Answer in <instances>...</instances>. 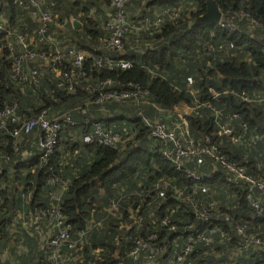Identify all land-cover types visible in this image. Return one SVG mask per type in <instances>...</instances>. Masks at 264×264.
<instances>
[{"label": "trees", "instance_id": "1", "mask_svg": "<svg viewBox=\"0 0 264 264\" xmlns=\"http://www.w3.org/2000/svg\"><path fill=\"white\" fill-rule=\"evenodd\" d=\"M110 1L41 2V9L53 19L47 35L56 40L54 45L37 42L36 35L32 33L36 28L34 20H30L24 9L13 5L11 0H2L8 6L9 11L6 12L11 16L8 20L11 21V29L16 33H26L38 54L63 53L71 46L87 53L88 57L78 70H74L79 78L58 79L49 67H44L39 69L40 75L35 78V83L33 80L22 82L13 78L10 72V54L3 48V36L0 35V113L5 109L12 110L11 117L0 120L3 123L0 127V243L22 240L25 246L30 247L26 262L36 260L38 263L37 256H42L38 264H52L48 252L41 250L35 237H30L24 229L16 237L14 233L10 234V229L15 230L22 217L44 212L49 202L53 204L48 193L58 190L55 185L62 181L66 187L61 203L56 205L62 216V227L68 226L72 238L81 243V247L77 245L67 254L77 259L71 264H116V258L123 264L143 261L139 258L132 262L126 256L132 247L129 241L120 242L122 247L116 245L118 233L122 237L135 234L133 229H121L120 224L128 222L130 211L137 209L140 222L143 220L147 225L145 234L153 231L155 236L152 253L156 261L166 264L172 250L170 242L175 238L184 240L187 235H178L181 230L176 234L168 232L156 223L150 230L151 223L145 217L147 212L153 210L158 217L177 203L168 191H160L162 199L146 193L159 178L170 180L178 188L185 186L188 194L194 187L197 193L194 198L198 203L214 202L217 212L210 222L220 226L223 233L231 238L233 230L230 231L229 226L233 222L240 225L253 223L264 238V217L251 221L248 216H243L250 213L244 201L243 185L231 187L223 178L220 164L213 159L222 155L241 165L245 175L264 179V106L241 103L236 95L245 91L250 96H264V0H211L222 17L230 15L227 11H242L248 19L259 24L256 28L246 18L235 19L234 32L219 30L215 25L205 27L194 23V19L205 12V0H130L126 11L130 16H139V21L143 18L151 21L155 9H179V14L172 22L165 18L158 31L151 28V34L149 31L125 34L120 51H109L101 46V40L106 36L102 23L113 15ZM70 18L79 21L81 27L73 29ZM61 24L63 28L58 29L57 25ZM98 58L114 62L126 60L132 66L127 70L99 69L93 65ZM40 64L39 59L27 62L23 71L37 68ZM62 67H66L67 72L72 69L64 56ZM105 81L111 85L103 84ZM58 82L71 83L73 92L67 93L64 87H57ZM129 85L147 92L141 98L146 102L141 109L134 105L125 107L124 104L110 102V99H106L109 102L95 103L97 98L110 91L132 90L128 89ZM252 92L255 93L251 95ZM88 102L91 104L85 105ZM154 107L167 111V116ZM71 110L74 111L69 116L75 125L64 130L71 131L72 135L60 134L47 165L39 163L37 151L31 144L32 135L23 137L14 145L17 151L12 150L13 140L8 133L21 122L40 113L53 118ZM137 112L149 121L159 120L166 126L170 124V128L175 123L179 126L177 131L182 128V118L187 135L195 144H204L207 139L211 154L202 155L200 164L187 163L186 168L200 178L208 177L193 182L175 171L171 162L158 152L159 146L147 138L148 129L135 121ZM234 115L239 119L234 120ZM94 122H99L104 130L128 126L134 132V138L121 150L96 141L85 144L80 136L89 132V124ZM242 124L245 129L241 128ZM225 130H229L228 135ZM235 135H242L240 144L231 141ZM24 143L32 146L28 149ZM24 149L30 153L29 156L22 157ZM2 155H6L8 160L4 161ZM64 155L68 162L65 165ZM49 179L57 181L48 184ZM205 188L213 194H207ZM134 192L139 195H132ZM155 201L158 204L155 205ZM111 206L112 211H108ZM185 208L188 209V205ZM238 210L242 211L240 218L235 215ZM16 215L22 217L16 219L14 228L12 218ZM189 220H193L191 215ZM182 221L187 219L177 222L178 226ZM211 241L206 249L202 243H196L198 252L192 253L188 264H212L214 255L219 254L223 246L216 242L217 235ZM225 257L223 255L221 259L227 261ZM233 264H264V256H254L248 261L238 258Z\"/></svg>", "mask_w": 264, "mask_h": 264}, {"label": "built area", "instance_id": "2", "mask_svg": "<svg viewBox=\"0 0 264 264\" xmlns=\"http://www.w3.org/2000/svg\"><path fill=\"white\" fill-rule=\"evenodd\" d=\"M43 1L45 0H11L13 5L24 9L30 20H34L33 22H35L36 28L32 33L36 35L37 42L55 45L56 40L47 35L48 28L53 25V19L48 12L41 9V2ZM129 1L130 0L110 1L113 15L102 23V30L106 33L105 38L101 40L102 48L109 51H120L122 48V39L125 34H137L136 32L139 31H149V34H151L152 31H150V29L152 28L154 31H158L165 18H167L169 22H172L179 14V9H155L152 12L153 19L151 21L147 18H143L139 21V16H130L126 11V5ZM7 8V4L0 0V35L3 36V48L10 54V72L13 78H17L22 82L33 80L35 83V78L40 75L39 69L44 67H49L48 69L50 72L58 79L80 77L76 75L74 70H78L79 67H81L84 59L88 57L87 53L70 46L63 53H58L56 51L54 54H48L46 52L38 54L33 49L34 42L28 40L26 33H16L11 29V21H8L11 16L9 12L7 14L6 11H9ZM227 14L230 15L222 17L220 14V18L215 24L219 30L234 32L236 29L234 25L235 19L246 18L249 20L250 25L256 28L259 26L253 19H248L247 15L242 11L233 13L227 11ZM12 24H14V21H12ZM57 28L62 29L63 25H57ZM63 56L67 58L69 68H72L68 72L66 71V67H62ZM36 59H39L41 62L39 67L23 71L27 66V62H34ZM113 62L114 61L106 58H98L94 60L93 65L99 69L105 67L107 70L113 68L127 70L132 66L130 61L126 60ZM103 84L107 86L111 85L108 81H105ZM56 86L64 87L67 93L73 92L71 83L62 84L58 82ZM129 86H127L128 89L132 90L123 91L121 93L110 91L102 94L96 99L95 103L100 104L109 102L106 99H110V102L113 103L124 104V106H140L141 109V106L146 104L141 98L146 95L147 92L145 90H139L138 86ZM254 93L255 92H252L251 95ZM236 95L241 103L264 106V96H250L249 93L245 91H240ZM88 104H91V102L85 105ZM154 108L159 113L164 114L165 117L167 116V111H161L157 107ZM72 111L74 110L53 118H46L43 113H40L24 120L8 133L13 140L12 150L17 151L14 145L19 143L23 137L32 135L33 147L37 151L39 163L42 166L47 165L49 157L55 151V146L60 134L64 132L68 137L72 135L71 131L65 132L64 130L65 127L72 128L75 125L72 118L69 116V113ZM11 115L12 110L5 109L0 113V120L1 118L11 117ZM216 116L218 115L215 114V117ZM136 117L137 119L135 121L141 123L144 129H148L147 138H150L159 146L158 152L166 161L171 162L175 171L182 173L187 179L193 182H199L202 178L206 179L208 177V175H205L200 178L199 175L186 168V164L190 162L200 164L201 156L204 154H211V152L207 147V139H205L204 144H195V142L189 138L187 135L186 123L181 117L182 128L179 131H177L179 126L175 123H172L174 127L170 128V124L166 126L160 123L159 120L155 122L149 121V119L140 112H137ZM233 119L238 120L239 116L234 115ZM89 125V132L80 136V140L85 144L96 141L101 145L121 150L125 145L131 142L132 138H134V132H132L128 126L120 125L116 129L106 128L107 130H104L105 128L103 129L99 122H94ZM2 126L3 123L1 121L0 127ZM241 128L245 129V125L242 124ZM224 133L228 135L229 130H225ZM240 139H243L242 135H235L231 138V141L233 143H238ZM244 140L246 141L247 139ZM238 144H240V142ZM1 157L4 161L8 160L6 155H2ZM213 159L220 164L223 178L231 187L236 188L240 187L241 184L243 185L244 188L241 187L245 193L244 201L250 210L248 215L243 216H248L251 221L262 219L264 217V179L259 180L251 175H245L241 165L230 162L222 155L213 157ZM55 181L57 180L49 179L48 184H52ZM56 186L58 190L48 193L49 199L54 203L52 204L49 202V207L45 208L44 212L39 211L35 216V221H40L50 228L47 239L39 241V244L41 250L48 252V259L52 264H71L77 259L68 257L67 254L68 252L74 251L77 245L81 247V243H77V241L72 238L68 226L62 227V216L56 205L57 203H61V195L65 190L66 183L60 181L58 185H55V188ZM161 190L172 193L177 203L170 206L169 209L166 210V214L159 215L158 217L156 216L157 212L153 210L147 212L145 217L148 219V223H151L150 230H153L152 227L154 223H156L162 227L163 230L168 232L176 234L181 230L178 232V235L181 237L185 234L187 235L184 240H182V238L178 240L175 238L170 242L172 250L170 255L167 256L166 264H188L191 260L192 253L198 252L196 243H202V246L206 249V247H210L212 242L211 239L215 235H217L216 242L223 247H221L222 251L219 254L217 253V255H214L215 258H213L214 262L212 264H233L238 258L248 261L252 260L254 256H264V238L253 223L246 222L240 225L233 222L232 225L229 226L230 231L233 230L231 238L230 235L223 233L220 226L212 225L210 218L217 212L214 207V202L209 204L196 202L194 195L197 193L194 187L190 190L191 194H188V190L185 186L178 188L172 185L170 180L159 178L153 182L150 192L146 190V193L153 195V198L157 197L162 199ZM204 191H206L207 194H213L208 188H205ZM132 195L139 194L134 192ZM153 203H155V205L158 204L157 201ZM186 204L188 205V209L185 208V206L187 207ZM150 205L151 204H148L147 206ZM112 207L113 206L108 207V211H112ZM138 211V209L134 211L131 210V213L128 215L129 221L125 222L124 225L120 224L121 229H133L135 234L130 233L127 237H122L118 233L116 245L122 247L120 242L129 241L132 247L128 249L126 256L132 262H137L139 258L142 260L144 259L136 264H159L155 259V255L152 253L154 248L153 243L156 244L154 242L155 236L152 233L153 231L145 234L147 225L143 220L140 222L139 217L141 216L137 214L138 217L136 215ZM189 215L192 216L193 220L188 221ZM235 215L240 218L242 216V211L238 210ZM186 219L187 221H182V225L178 226L177 222ZM223 255L226 256L225 258L227 261L221 259ZM115 262L116 264H123V261L119 258H116Z\"/></svg>", "mask_w": 264, "mask_h": 264}, {"label": "crops", "instance_id": "3", "mask_svg": "<svg viewBox=\"0 0 264 264\" xmlns=\"http://www.w3.org/2000/svg\"><path fill=\"white\" fill-rule=\"evenodd\" d=\"M77 22L79 23V21ZM25 144L27 143H24L23 145ZM31 144H27L28 149L32 146ZM27 156H29V152H27V150L24 149L22 151V157H27ZM35 216L36 213H32L26 218V222L23 225V229L25 230L26 233H28L30 237H35L38 243V241H43L47 239L50 228H48L46 224L40 221H35ZM19 217H22V215L21 216L16 215L12 218V226L14 228H15L14 225L16 224V219ZM10 234L13 233L10 232ZM7 246L8 247H5L4 249H0V264H38L39 262L41 263L40 258L42 256L41 257L37 256L38 263H36V260H33V263H30L28 260L27 262L25 261V258L26 259L29 258L28 254L30 251V247L29 245L25 246L22 240H15V239L9 240ZM1 247L2 246L0 245V248ZM94 252L97 253L98 251L95 250Z\"/></svg>", "mask_w": 264, "mask_h": 264}, {"label": "water", "instance_id": "4", "mask_svg": "<svg viewBox=\"0 0 264 264\" xmlns=\"http://www.w3.org/2000/svg\"><path fill=\"white\" fill-rule=\"evenodd\" d=\"M220 18V13L211 0H205V12L194 19V23L197 25L210 27L215 25ZM69 23L73 29L80 28V24L74 19L70 18Z\"/></svg>", "mask_w": 264, "mask_h": 264}, {"label": "rangeland", "instance_id": "5", "mask_svg": "<svg viewBox=\"0 0 264 264\" xmlns=\"http://www.w3.org/2000/svg\"><path fill=\"white\" fill-rule=\"evenodd\" d=\"M103 9H104V7H103ZM106 10V9H105ZM189 10H191V9H189ZM188 10V11H189ZM131 14V13H130ZM67 156H65L64 155V159H63V161H64V165L65 164H68V162H67ZM20 188V187H19ZM26 222V217H22V222L20 223V225L18 226V227H16L15 228V230L14 229H10V232L11 233H14V235H16V236H19V235H21L22 234V232H23V225H24V223ZM9 242V241H8ZM8 242H5V243H0V245L2 246L0 249H4L5 247H8L7 245H8Z\"/></svg>", "mask_w": 264, "mask_h": 264}]
</instances>
